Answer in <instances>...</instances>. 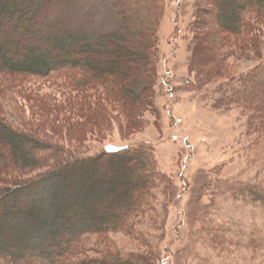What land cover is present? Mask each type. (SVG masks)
I'll list each match as a JSON object with an SVG mask.
<instances>
[{"label": "trees", "instance_id": "1", "mask_svg": "<svg viewBox=\"0 0 264 264\" xmlns=\"http://www.w3.org/2000/svg\"><path fill=\"white\" fill-rule=\"evenodd\" d=\"M23 1L0 0V264H156L160 256L150 245L142 254L108 252L88 258L82 255L81 238L122 231L149 244L148 230L156 222L161 226L156 190L164 188V196H172L169 177L158 172L141 147L108 146L97 154L79 150L82 143L103 140L114 124L128 133L147 123L161 81L163 1L106 0L117 17L115 27L88 33L50 19L52 8L76 0ZM209 2L210 12L219 15L212 69L189 64L197 71L198 88L219 74L233 51L258 60L264 56V0ZM261 62L223 88L224 105L247 115L246 145L259 156L264 155ZM47 85L56 93L44 94ZM5 106L11 114L4 113ZM52 180L64 188L47 192ZM242 196L264 209L259 183L247 185ZM181 197L178 193L175 207ZM176 216L173 232L179 234V208ZM207 225L202 234H210ZM225 239L217 244L221 247ZM261 244L251 249L264 258Z\"/></svg>", "mask_w": 264, "mask_h": 264}, {"label": "rangeland", "instance_id": "2", "mask_svg": "<svg viewBox=\"0 0 264 264\" xmlns=\"http://www.w3.org/2000/svg\"><path fill=\"white\" fill-rule=\"evenodd\" d=\"M162 1L164 14L158 45L161 81L155 88L154 107L146 114L147 123L128 133L114 124L103 140L82 143L79 151L97 154L108 146L141 147L158 172L169 177L172 196H164V188L156 190L160 202L156 213L161 217V226L156 222L148 230L149 244L122 231L86 234L81 238L82 255L95 258L108 252L142 254L150 245L160 256L156 264H162L160 258L167 264H264L261 253L251 249L260 241L264 243V209L247 203L242 196L249 184L264 187V155L255 153L250 143L246 145L247 115L223 102V88L229 79H239L261 64L264 56L258 60L254 56H240L239 49L233 51V57L224 58L223 69L217 70L219 74L211 82L196 87L197 71L189 64L212 69L213 29L219 15L210 12V0ZM24 3L27 1L21 4ZM110 6L106 0H76L52 8L50 19L65 21V27L85 33L109 31L117 23ZM42 91L56 93L48 85ZM3 111L11 114L12 109L5 106ZM54 181L45 189L47 192L64 188L57 184L60 180ZM178 193L182 197L175 207ZM165 204H169L168 211ZM178 208L183 218L179 234L173 232ZM2 220L7 223L4 215ZM204 222L211 229L210 234H202ZM144 228L142 225L141 230ZM215 230L219 231L218 236ZM220 237H226L221 247L217 244ZM245 243L249 248H245Z\"/></svg>", "mask_w": 264, "mask_h": 264}]
</instances>
